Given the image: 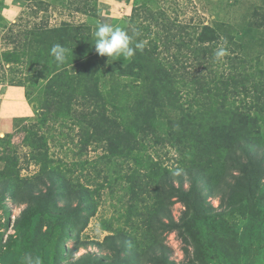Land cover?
Returning a JSON list of instances; mask_svg holds the SVG:
<instances>
[{"label": "trees", "instance_id": "obj_1", "mask_svg": "<svg viewBox=\"0 0 264 264\" xmlns=\"http://www.w3.org/2000/svg\"><path fill=\"white\" fill-rule=\"evenodd\" d=\"M81 2L76 11L104 19L97 0ZM96 27L37 21L25 30L22 44L16 39L13 49L0 54V84L6 67L18 74L7 84L24 87L34 111L31 117L15 118V131L0 139V144L10 142L21 127L27 155L38 167L35 174L21 177L11 168L14 159L0 151L5 163L0 174L8 177L0 206L7 194L19 196L20 187L28 192L14 242L32 241L36 217L47 222L44 234L50 242L62 240L59 229L83 228L96 212L91 188L77 185L61 167L63 158L51 151V130L65 125L79 128L85 148L102 144L103 155L120 153L137 162L144 157L142 164L151 162V152L159 145L167 146L173 165L179 166L164 168L155 162L163 168L157 193L167 199L158 206L155 231L176 232L186 244L188 239L206 241L213 259H206L198 245L200 264L236 261L252 244L257 221L264 219V15L242 28L243 38L237 40L222 25H189L169 17L157 0H134L126 30L133 46L143 41L145 47L130 59L100 56L94 47ZM56 44L68 49L63 63L51 55ZM161 46L175 49L170 59L161 56ZM221 47L227 54L220 58L223 70L218 73L212 69ZM68 138L74 141L70 134ZM222 169L226 173L218 175ZM210 194L217 197V205ZM58 198L65 205L58 206ZM176 202L184 206L179 219L170 208ZM117 235L104 238L113 251L104 264H128L127 237L122 234L118 241ZM59 246L60 241L56 256ZM183 251L189 258V249ZM151 264L176 262L169 247L161 244Z\"/></svg>", "mask_w": 264, "mask_h": 264}, {"label": "rangeland", "instance_id": "obj_2", "mask_svg": "<svg viewBox=\"0 0 264 264\" xmlns=\"http://www.w3.org/2000/svg\"><path fill=\"white\" fill-rule=\"evenodd\" d=\"M157 1L169 17L179 22L196 26L202 23L222 25L228 31H233L237 40L243 38L242 28L251 21L261 20L264 15V0ZM81 5V0H39V4L34 1L2 0L0 54L6 49H13L18 44L17 40L22 44L25 30L37 21L51 26L84 23L94 27L100 23H109L126 30L130 25L134 0H97V6L104 19L76 11L75 7ZM121 9H124L125 13ZM136 19L139 21V17ZM159 51L161 56L170 59L175 49L171 46L170 50H164L161 46ZM222 61L223 59L214 61L212 70L221 72ZM261 64L264 65V59ZM2 72L1 70L0 76H3ZM4 75L3 84H0V139L15 131V118L34 115L25 97L24 87L7 84L10 79L19 75L7 67ZM56 127H58L56 130L54 128L51 130L53 134L51 151L56 157L63 158L64 163H61V167L70 172L77 185L91 188L96 212L87 219L83 228L76 227L67 231L59 229L61 232L59 238L62 240L52 239L50 242L46 241L47 237L44 234L47 222L36 217L31 222L32 241L17 245V242H14L15 225L27 206L23 199L28 198V192L20 187L19 196L7 194L4 205L0 206V264H26L25 257L29 255L39 257L41 264H83V260L84 264H99V259L103 261L101 264H104L111 259L110 256L113 258V251L104 243L105 236L111 233L118 234V241L122 240V234L129 239H126L128 264H151L153 254L159 253L161 244L169 247L170 257L176 264H200L196 261L195 254L198 245L204 251L206 259L209 261L213 259V248L206 241L202 240L199 243L188 239L186 244L176 232L155 231L158 206L162 202L167 203V199L157 193L161 188L159 176L163 168L160 169L155 162L159 160L164 168L179 166L178 163L176 166L173 165L175 160L167 153V146L159 145L157 152H151L153 156L151 162L142 164L144 157L138 158L137 162L135 157L127 159L126 155L120 153L111 155L107 152L105 156L102 144H89L85 148L80 141L81 135L77 127L74 130L65 125ZM18 129L10 142L0 144V151L8 158L14 159L11 168L14 167L20 172L21 177L31 176L36 173L38 167L29 159L28 148L23 142L24 133L21 127ZM67 134L74 137L73 142L70 138L65 139ZM4 167L5 163L0 160V169ZM133 168L135 174L132 172ZM225 173L222 169L217 174ZM7 178L0 174V193ZM173 181L178 183L176 179ZM38 191H44V188H35V192ZM210 195V200L217 205V197ZM57 205H65V200L58 198ZM74 205L75 201L72 202V206ZM170 208L176 219H179L184 211V206L180 202H176ZM252 238V244L246 252L229 264H264V219L262 223L260 220L257 221ZM59 241L61 253L56 256L55 247ZM184 248L189 249V258L184 256ZM87 257L93 261L89 262Z\"/></svg>", "mask_w": 264, "mask_h": 264}, {"label": "clouds", "instance_id": "obj_3", "mask_svg": "<svg viewBox=\"0 0 264 264\" xmlns=\"http://www.w3.org/2000/svg\"><path fill=\"white\" fill-rule=\"evenodd\" d=\"M133 38L128 31L120 26H114L109 23H100L95 31V51L100 56L124 57L130 59L134 57L136 51H143L145 42L140 41L133 46ZM51 55L58 63H63L67 59L68 49L62 45L56 44L51 48ZM226 50L221 47L216 53L217 59L226 55ZM26 264H41L39 257L26 256Z\"/></svg>", "mask_w": 264, "mask_h": 264}, {"label": "built area", "instance_id": "obj_4", "mask_svg": "<svg viewBox=\"0 0 264 264\" xmlns=\"http://www.w3.org/2000/svg\"><path fill=\"white\" fill-rule=\"evenodd\" d=\"M121 11H123L124 12V9H121ZM125 13V12H124Z\"/></svg>", "mask_w": 264, "mask_h": 264}, {"label": "crops", "instance_id": "obj_5", "mask_svg": "<svg viewBox=\"0 0 264 264\" xmlns=\"http://www.w3.org/2000/svg\"><path fill=\"white\" fill-rule=\"evenodd\" d=\"M14 87H18V86H14Z\"/></svg>", "mask_w": 264, "mask_h": 264}]
</instances>
